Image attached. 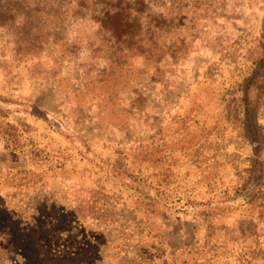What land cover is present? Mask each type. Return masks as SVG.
Here are the masks:
<instances>
[{
    "label": "rangeland",
    "instance_id": "374dc122",
    "mask_svg": "<svg viewBox=\"0 0 264 264\" xmlns=\"http://www.w3.org/2000/svg\"><path fill=\"white\" fill-rule=\"evenodd\" d=\"M144 3L124 52L0 27V264H264V0Z\"/></svg>",
    "mask_w": 264,
    "mask_h": 264
},
{
    "label": "trees",
    "instance_id": "16d2710c",
    "mask_svg": "<svg viewBox=\"0 0 264 264\" xmlns=\"http://www.w3.org/2000/svg\"><path fill=\"white\" fill-rule=\"evenodd\" d=\"M0 2H3L0 8V27L15 22V18L22 15L27 6L26 15L34 17L37 21L59 19L56 20L60 22L58 35L67 34L73 24L80 22L81 27L85 24L94 34L93 38H89L93 41H89L87 45L96 51L103 46L109 49L120 47L121 52L141 49V41H136V38H141L143 32L144 0H0ZM35 31L40 32L39 29ZM98 39L100 44L97 42ZM0 133L10 136L7 130ZM7 142L12 143L14 140L8 138Z\"/></svg>",
    "mask_w": 264,
    "mask_h": 264
},
{
    "label": "crops",
    "instance_id": "0c3cea01",
    "mask_svg": "<svg viewBox=\"0 0 264 264\" xmlns=\"http://www.w3.org/2000/svg\"><path fill=\"white\" fill-rule=\"evenodd\" d=\"M259 59H260L261 62L264 61V48H261L260 57L257 58V59H254L256 61V63L254 62V67L255 68L251 69L250 71H253L254 70V72L255 71L257 72V70H258V67H257L258 66V63L260 64ZM260 79L262 80L261 82H260ZM255 83H257V84H254L253 82L249 83V84H251L250 85L249 92H250V90L251 91H254L255 90L257 93L259 91H264V74L259 75L258 76V81L255 82ZM257 93L256 94H252V93L248 94L249 95L248 98H247V96H248L247 93H245L244 96H243V100L242 101L244 103H246L247 105H248V102L251 103V101H252V102L255 103L256 100H258V101H260V102H262L264 104V94L259 98V95ZM263 113H264V109H263ZM259 117L264 120V114H262V112L259 113ZM261 129H262V132L264 134V128H261ZM237 137H238V139H239L240 142L238 141V143L235 144V145H237V146H235V149L236 150H239V147H242L245 144V141H244V136H240L239 135ZM249 144L251 145V147H253L255 145V146H261L264 149V144H261L259 142L257 144H255V143H253V144L249 143ZM149 234H151L150 236H151V238H153V241H154L155 245H158V242L159 243L161 242V241L158 240V237L156 235H153V233H149ZM160 246H162V245H160Z\"/></svg>",
    "mask_w": 264,
    "mask_h": 264
}]
</instances>
